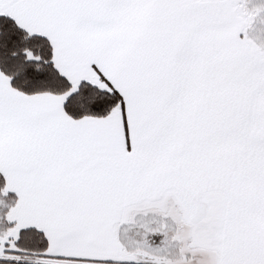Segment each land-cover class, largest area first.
<instances>
[{
  "label": "snow or ice",
  "instance_id": "6c2138e0",
  "mask_svg": "<svg viewBox=\"0 0 264 264\" xmlns=\"http://www.w3.org/2000/svg\"><path fill=\"white\" fill-rule=\"evenodd\" d=\"M0 264H264V0H0Z\"/></svg>",
  "mask_w": 264,
  "mask_h": 264
}]
</instances>
